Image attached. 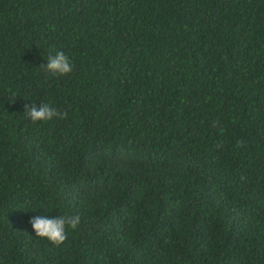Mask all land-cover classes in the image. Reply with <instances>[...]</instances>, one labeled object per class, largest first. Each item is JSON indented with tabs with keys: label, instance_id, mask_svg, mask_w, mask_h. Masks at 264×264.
<instances>
[{
	"label": "trees",
	"instance_id": "16d2710c",
	"mask_svg": "<svg viewBox=\"0 0 264 264\" xmlns=\"http://www.w3.org/2000/svg\"><path fill=\"white\" fill-rule=\"evenodd\" d=\"M0 264H264V0H0Z\"/></svg>",
	"mask_w": 264,
	"mask_h": 264
},
{
	"label": "clouds",
	"instance_id": "9594fccd",
	"mask_svg": "<svg viewBox=\"0 0 264 264\" xmlns=\"http://www.w3.org/2000/svg\"><path fill=\"white\" fill-rule=\"evenodd\" d=\"M41 66L52 75H66L73 71V65L63 51H58L55 55H49L47 63ZM24 108L27 117L33 122L49 121L54 117L61 119L67 117L66 112H60L48 103H41L39 106L35 103L31 105L25 104ZM29 223L36 237L46 239L51 244L60 246L67 239V229L74 230L79 225L80 216L78 214L58 215L54 218L34 216L30 219Z\"/></svg>",
	"mask_w": 264,
	"mask_h": 264
}]
</instances>
